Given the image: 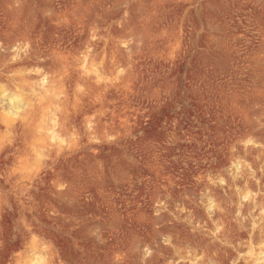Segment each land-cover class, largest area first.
<instances>
[{"label":"rangeland","instance_id":"374dc122","mask_svg":"<svg viewBox=\"0 0 264 264\" xmlns=\"http://www.w3.org/2000/svg\"><path fill=\"white\" fill-rule=\"evenodd\" d=\"M0 106V264H264V0H0Z\"/></svg>","mask_w":264,"mask_h":264},{"label":"bare ground","instance_id":"6f19581e","mask_svg":"<svg viewBox=\"0 0 264 264\" xmlns=\"http://www.w3.org/2000/svg\"><path fill=\"white\" fill-rule=\"evenodd\" d=\"M9 56V55H8ZM11 57V56H10ZM2 62V61H1ZM5 73V72H4ZM45 80V79H44ZM44 80L42 79V82H41V87L39 86V88L41 89V88H45V87H43V84H44ZM48 84V83H47ZM37 88V87H36ZM33 89V88H32ZM36 90H38V89H36ZM43 89H41L40 91H39V96L43 93V91H42ZM47 91V90H46ZM42 92V93H41ZM37 93V92H36ZM7 95V94H6ZM31 95V94H30ZM37 95V94H36ZM35 95V96H36ZM38 95H37V97H38ZM12 96V95H11ZM15 96V95H14ZM32 96H34V94L32 95ZM42 96V95H41ZM16 97V96H15ZM36 97V98H37ZM53 97V96H52ZM8 98V97H7ZM17 98V97H16ZM16 98H14L13 96L12 97H10L9 96V99H7V105H8V114L9 115H12V116H16L20 111V103H19V101H17V99ZM33 98H35V97H33ZM35 98V99H36ZM40 98V97H39ZM55 98V97H54ZM18 100H20L19 99V97H18ZM31 100H32V98H31ZM34 100V99H33ZM34 101H36V100H34ZM20 102H21V100H20ZM41 102H42V100H41ZM29 103V102H28ZM27 103V104H28ZM31 103V102H30ZM35 103V102H34ZM26 104V105H27ZM40 104V103H39ZM53 104V103H52ZM28 105H30V104H28ZM49 105V104H48ZM1 107V106H0ZM23 107V106H22ZM26 107V106H25ZM30 107V106H29ZM24 108V107H23ZM28 109V108H27ZM31 109V108H30ZM59 109V108H58ZM32 110V109H31ZM22 111V110H21ZM53 112V111H52ZM56 116H57V114H55ZM17 117V116H16ZM15 118V117H14ZM18 119V118H17ZM57 119V118H56ZM52 129V128H51ZM56 129V128H55ZM49 130H50V128H49ZM48 130V131H49ZM49 132H51V134H53V131L51 130V131H49ZM53 137V136H52ZM51 139V138H50ZM255 210V209H254ZM261 210H263V209H261ZM249 219V218H248ZM172 238V237H171ZM219 239V238H218ZM173 244V243H172ZM218 245V244H217ZM217 247V246H216ZM202 249H205V247H203ZM218 249V248H217ZM206 250H208L207 248H206ZM201 251V250H200ZM202 251H204V250H202ZM202 251H201V253H202ZM205 252V251H204ZM216 252V251H215ZM207 253V252H206ZM205 253V254H206ZM203 254V253H202ZM214 255V254H213ZM212 255V256H213ZM260 255V254H259ZM197 256V255H196ZM206 257H207V254L205 255ZM215 256V255H214ZM257 256H258V254H257ZM244 257V256H243ZM249 257V256H248ZM258 257H260V256H258ZM258 257H256V259H255V261H257L255 264H257L258 263ZM214 258V257H213ZM212 257H211V259H213ZM247 258V257H246ZM251 258V257H250ZM263 258V257H262ZM194 259V258H193ZM210 259V260H211ZM261 259V258H260ZM248 260V259H247ZM252 260V259H251ZM264 260V259H263ZM262 260V261H263ZM211 261H213V260H211ZM30 262V261H29ZM28 262V263H29ZM250 262V259H249V261H248V263ZM253 262V261H252ZM260 263V262H259ZM250 264H251V262H250Z\"/></svg>","mask_w":264,"mask_h":264}]
</instances>
